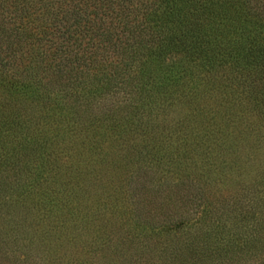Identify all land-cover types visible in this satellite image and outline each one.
<instances>
[{
    "label": "trees",
    "instance_id": "trees-1",
    "mask_svg": "<svg viewBox=\"0 0 264 264\" xmlns=\"http://www.w3.org/2000/svg\"><path fill=\"white\" fill-rule=\"evenodd\" d=\"M0 264H264V0H0Z\"/></svg>",
    "mask_w": 264,
    "mask_h": 264
}]
</instances>
